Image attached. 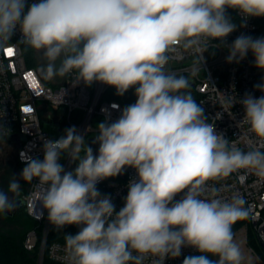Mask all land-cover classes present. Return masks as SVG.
Segmentation results:
<instances>
[{
    "label": "clouds",
    "instance_id": "clouds-1",
    "mask_svg": "<svg viewBox=\"0 0 264 264\" xmlns=\"http://www.w3.org/2000/svg\"><path fill=\"white\" fill-rule=\"evenodd\" d=\"M228 9L244 27L264 17V0H0V49L19 30V42L42 56L48 79L75 73L73 86L101 83L136 96L118 119L97 125L98 154L75 127L43 139V159L22 153L20 178L0 190V213L14 210L9 193L20 194V180H36L49 223L79 229L64 234L67 264H165L186 247L199 254L182 264H243L232 225L248 215L245 201L239 194L224 199L216 188L206 195V188L241 169L264 179V95H225L224 103L242 105L239 124L250 133L245 147H236L206 121L189 79L166 69L177 48L203 64L210 47L227 46L226 62L251 53L264 70V37L241 34L226 45L237 30ZM254 88L264 93V81ZM62 157L74 169L65 170ZM128 168L136 177L116 211L97 185Z\"/></svg>",
    "mask_w": 264,
    "mask_h": 264
},
{
    "label": "built area",
    "instance_id": "built-area-1",
    "mask_svg": "<svg viewBox=\"0 0 264 264\" xmlns=\"http://www.w3.org/2000/svg\"><path fill=\"white\" fill-rule=\"evenodd\" d=\"M230 11L237 30L226 38V45H230L241 34L254 38L264 37V17L249 18L245 26L240 27L241 17L228 9ZM20 35L17 30L9 45L0 49V139L12 144L15 160L22 167H25L22 153L43 159V139H59L69 127H75L85 137V147L89 145L97 150L98 145L89 142L91 135L97 133V125L106 118L108 122L115 121L125 106L135 103L134 89L119 96L115 88L101 83L86 86L81 82L73 86L75 73L64 77L61 85L52 87L39 74V66L28 65L24 44L19 42ZM9 48L13 49L12 55L7 54ZM169 55L171 59L166 69L189 79L188 91L203 107L206 121L214 123L217 134L223 135L231 144L244 148L250 137L248 126L239 124L244 109L239 103L231 107L224 100L225 95L237 99L245 93L255 97L264 95L254 88V85L264 81V70L254 67L251 53L240 63H228L227 46L215 49L210 47L203 54V64L198 63V54L183 48H177ZM193 68H196L195 74ZM25 108L30 110L26 112ZM261 150L264 151V148ZM60 163L65 170L75 167L67 157H62ZM135 177V170L128 168L122 174L100 182L97 187L102 194L111 195L116 211H119L127 195V184ZM36 183L38 181L34 180L28 184L22 197L25 213L35 223V227L27 232L23 247L29 253L38 251L37 264H44L46 251L52 264H67V249L61 239H64L67 228H72V225L62 231L54 227L52 229L47 211L42 209L38 197L34 195ZM213 188L219 189V195L224 199H231L233 194H239L244 199L248 215L243 218L249 220L258 240L264 243V179L241 169L227 178L209 181L206 195L211 194ZM181 195L178 194L176 199ZM73 227L79 231L76 226ZM51 231L56 239L48 245ZM198 254L195 249L186 247L182 249L181 256L167 259L165 264H182L186 256Z\"/></svg>",
    "mask_w": 264,
    "mask_h": 264
},
{
    "label": "rangeland",
    "instance_id": "rangeland-1",
    "mask_svg": "<svg viewBox=\"0 0 264 264\" xmlns=\"http://www.w3.org/2000/svg\"><path fill=\"white\" fill-rule=\"evenodd\" d=\"M33 60L37 66L43 68L45 62L42 59V56L35 51L33 52ZM45 79L48 85L52 87L61 85L64 80V78L60 77L48 79L46 76ZM96 135L97 133H93L91 135L89 139L90 143L95 144L94 139ZM21 169L22 166H18L15 160V149L12 144L7 140L0 139V190L7 192L9 181L13 176L19 179L20 173L22 171ZM20 184V194L13 197V195L9 193L10 199H14L16 201L18 198L20 199L24 196L27 189L26 184L28 183L20 180ZM30 220L31 219L25 214L24 211L15 215L14 217H8L4 213H0V237L9 239L11 243L21 242L24 234L30 229L28 227ZM234 241L241 248L242 254L244 256L243 264H264V258L257 250V246H260L258 237L256 236L250 223L244 225L239 231L234 233ZM210 259H218V257H210Z\"/></svg>",
    "mask_w": 264,
    "mask_h": 264
},
{
    "label": "trees",
    "instance_id": "trees-1",
    "mask_svg": "<svg viewBox=\"0 0 264 264\" xmlns=\"http://www.w3.org/2000/svg\"><path fill=\"white\" fill-rule=\"evenodd\" d=\"M228 15L229 16H231V15L233 16V13L230 11V12H228ZM33 52H34L33 50L27 48L24 45V54H25L27 63H28L29 66H32V67L33 66H37L35 64L34 60H33ZM23 168L24 167H22V169ZM27 185L28 184H26V187H27ZM22 211L25 212L23 207H22ZM248 223H249V220L246 219V218H241L239 221H236L232 225L233 233H236L244 225H246ZM28 227L30 229L34 228L35 227V223L32 220H30V223H29ZM52 229H53V226H52ZM27 232L24 234V236L22 238V241L19 242V243H11L9 239L0 237V264H37L38 251H36L34 253H29L23 247V241L25 239V236H26ZM52 233L53 232L51 231V234H50L49 240H48V245L52 241H54L56 239ZM67 233H71V234L74 235V234L77 233V231L75 230V228L72 225V228L71 227L67 228ZM61 241L65 242L64 239H61ZM47 250H48V248H47ZM257 250L259 251L261 256L264 258V254L262 253V249H261L260 246H257ZM44 264H52L49 261L48 257H47V251H46V254H45Z\"/></svg>",
    "mask_w": 264,
    "mask_h": 264
},
{
    "label": "water",
    "instance_id": "water-1",
    "mask_svg": "<svg viewBox=\"0 0 264 264\" xmlns=\"http://www.w3.org/2000/svg\"><path fill=\"white\" fill-rule=\"evenodd\" d=\"M38 72H39V74L41 75L42 78L45 77V74H44V71H43V68H42V67H39V68H38ZM12 140H13V139H12ZM93 152H94V154H98V149H97V150H93ZM22 207H23V201H22V199H20V200H18V201L15 202V208H14L13 211L8 212V213H4V214H5L6 216H8V217H14V216L17 214V212H18ZM259 243H260V247H261V249H262V251H263V253H264V243H263L261 240H259Z\"/></svg>",
    "mask_w": 264,
    "mask_h": 264
},
{
    "label": "snow or ice",
    "instance_id": "snow-or-ice-1",
    "mask_svg": "<svg viewBox=\"0 0 264 264\" xmlns=\"http://www.w3.org/2000/svg\"><path fill=\"white\" fill-rule=\"evenodd\" d=\"M7 54H8V55H12V54H13V49H12V48L7 49ZM29 110H30V109H28V108H25V109H24V111H26V112L29 111Z\"/></svg>",
    "mask_w": 264,
    "mask_h": 264
},
{
    "label": "flooded vegetation",
    "instance_id": "flooded-vegetation-1",
    "mask_svg": "<svg viewBox=\"0 0 264 264\" xmlns=\"http://www.w3.org/2000/svg\"><path fill=\"white\" fill-rule=\"evenodd\" d=\"M20 199H22V198H20ZM19 198H18V200H20ZM18 200H16V201H18ZM15 201V202H16ZM22 212V208L17 212V214H19V213H21Z\"/></svg>",
    "mask_w": 264,
    "mask_h": 264
}]
</instances>
